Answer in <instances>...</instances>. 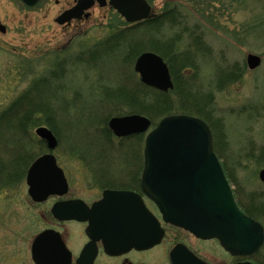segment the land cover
Segmentation results:
<instances>
[{
    "label": "rangeland",
    "instance_id": "1",
    "mask_svg": "<svg viewBox=\"0 0 264 264\" xmlns=\"http://www.w3.org/2000/svg\"><path fill=\"white\" fill-rule=\"evenodd\" d=\"M148 1L155 15L164 13L175 2L187 20V25L184 19L176 27L164 25L161 30L164 38L180 34L185 25L189 33L196 27L200 29L204 45L192 48L195 66L190 72L195 76L191 80H196L202 96H212V102L197 112L206 116L214 134L219 136L217 152L228 177L233 174L234 181H230L238 206L247 215H252L251 210L256 212L261 219L254 218L264 227V184L258 180V172L264 168V0ZM59 11L54 0H41L32 7L21 0H0V22L6 27L5 33L0 32V111L34 79L49 73L57 79L54 84L57 95L48 110H38V118L28 122L27 134L16 131L6 138L10 149L0 151L4 159L0 172L2 175L13 172L9 162L18 147L27 149L32 157L48 152L34 132L45 126L58 139L52 153L70 186L84 189L93 180L87 173L92 167L118 170L140 166L143 143L138 151L139 141L119 144V139L105 138L102 133L106 118L133 114L126 100L118 104L116 90L139 87V76L133 71L139 54L121 61L122 48L114 59L106 58L107 52L98 61L83 59L94 46H103L98 42L111 33L106 18L94 13L82 24L84 31L68 41L71 35L54 20ZM135 36L148 41L159 35L140 24ZM185 43L177 46L183 47ZM248 54L260 57V65L248 68ZM218 70L237 72L233 74L237 78L224 83L225 86L222 84L220 89L216 87L222 79ZM190 89L196 87L187 90ZM137 98L140 100L138 93L130 100ZM51 107L53 118L49 120L47 111ZM129 145L136 151L129 150ZM25 167L22 163L19 176L0 184V264H31L24 249L42 227L35 210H26ZM216 257L223 259L217 246ZM253 259L256 264H264V243Z\"/></svg>",
    "mask_w": 264,
    "mask_h": 264
},
{
    "label": "water",
    "instance_id": "2",
    "mask_svg": "<svg viewBox=\"0 0 264 264\" xmlns=\"http://www.w3.org/2000/svg\"><path fill=\"white\" fill-rule=\"evenodd\" d=\"M38 1L22 0L28 6ZM117 1L112 2L113 6L127 22L141 21L150 15L151 8L146 0ZM89 6L86 0H80L76 6L57 17L55 22L63 24L72 18H80L83 10ZM5 30L0 23V32L5 33ZM246 61L248 68L254 69L259 66L260 57L249 54ZM134 70L147 86L163 92L173 88L166 63L154 53H142L136 59ZM149 126V119L140 115L113 117L108 122L109 129L117 137L143 133ZM35 134L45 141L49 151L57 146L54 134L47 127L36 128ZM143 159L142 191L156 204L164 221L184 227L200 237L216 236L220 245L233 255L250 256L263 245V227L237 206L214 154L211 131L203 120L189 115L163 118L145 138ZM259 178L264 183V169L259 172ZM26 183L29 195L37 202L51 194L62 195L67 190L63 172L51 153L41 155L30 165ZM133 196L126 191H107L93 210L104 208L102 213H112L107 208L108 202L114 198L124 202L125 207L133 201L132 213L148 216L149 212L141 199ZM75 202L57 203L52 213L56 216L62 213L64 219L76 218ZM117 213L128 215L131 211L125 208V211ZM43 235L37 236L32 245L36 263H39L38 251ZM161 235V230H157L148 238H140V241L147 240L153 244L159 241Z\"/></svg>",
    "mask_w": 264,
    "mask_h": 264
},
{
    "label": "flooded vegetation",
    "instance_id": "3",
    "mask_svg": "<svg viewBox=\"0 0 264 264\" xmlns=\"http://www.w3.org/2000/svg\"><path fill=\"white\" fill-rule=\"evenodd\" d=\"M79 1L54 0L55 5L60 7L57 17L76 6ZM113 1L115 0H86L90 6L83 10L80 18L59 24L71 35L69 41L84 31L82 24L89 21L94 13L102 14L106 18L111 33L98 42L104 48L94 46L83 58L85 60H96L98 57L100 58L97 60H100L105 56L103 52H107L106 58L114 59L119 49L124 47L122 41L124 34L135 36L139 32L141 23L126 22L113 6ZM119 54L123 56L121 61L131 57L130 52L125 54V51H122ZM214 153L216 155L215 140ZM217 157L231 184L230 180L234 181L233 174L229 173L228 177L225 164L218 154ZM142 172V165L118 170L92 167L87 173L89 179L93 180L90 181L89 187L86 186L87 188L78 189L70 186L64 172L67 181V191L64 195H49L44 201L35 202L27 192L26 210H35V216L42 226L31 243L25 244L24 253L25 256L27 255V260L31 264H238L245 262L256 264L253 256L258 251L250 256L233 255L220 245L216 236L200 237L184 227L164 221L155 203L142 191ZM258 180L260 181L259 172ZM107 191H126L134 194L133 197L138 196L149 215L146 217L136 215L132 213L135 204L133 201L125 207L124 202L114 198L108 202L107 208L112 213H102L104 208L93 210V206L103 200ZM66 201H77L74 208L76 218L64 219L61 217L62 213L58 216L52 213V207L56 203ZM125 208H128L131 214L117 213L120 210L125 211ZM157 230L162 232L158 242L150 244L147 240L140 241V238H148ZM42 234L44 235L38 251L39 263H36L32 254V245L36 237ZM216 246L221 251L223 259L216 257Z\"/></svg>",
    "mask_w": 264,
    "mask_h": 264
},
{
    "label": "trees",
    "instance_id": "4",
    "mask_svg": "<svg viewBox=\"0 0 264 264\" xmlns=\"http://www.w3.org/2000/svg\"><path fill=\"white\" fill-rule=\"evenodd\" d=\"M177 5L178 4L174 2L171 6H169V8L165 10L164 13H161L156 17H153L150 20H146L141 23V25H145L148 30H152L155 35H159L158 37H152V39H149L147 41L145 38H143L142 40L141 37L124 34L122 38L125 54L130 52L132 59L139 53H141V51L145 48L162 56L164 61L169 66L175 85L174 89L167 93H163L148 88L141 83H138L139 87H135L130 91L121 88L117 89L116 100H118V104H120L123 99L126 100L125 104L129 106V108L132 110V113H138L148 116L152 123H155L157 119H161L164 116L171 114H191L202 118L208 123L212 130L214 138L216 139L217 152V140L219 136H217V134H214V130L212 127L213 125L207 121L208 119L206 118V116L200 113L204 108H207V106L211 104L212 96H210V94L208 96H206L207 94L204 96L201 95V93L197 89L198 83H196V80L194 79L191 80V78H193V76L195 75L190 72L194 69L195 66V57L192 52V48H194V46L196 49L203 47L204 38L200 29H198L197 27L193 29L191 33L188 32L186 26L187 20L186 18H183L182 14H180L181 11L177 7ZM183 19L186 25L183 29L181 28L180 34L171 35L166 38L163 37L161 30L164 25L169 24L176 27L180 25ZM184 39L188 42V44L185 43L186 41ZM182 43H185L186 45L183 47L177 46L178 44L182 46ZM143 46L145 47L142 49ZM99 58L100 57H98L97 59ZM97 59L96 61H98ZM62 72H64V70H62ZM218 73H220L219 79L220 76L222 78L220 81L218 80L216 85V87L219 88L220 86L223 87L222 84H226V82H228L229 80L231 81L232 79L237 78V76H233V74L237 72L231 71L230 73L226 72L225 70H218ZM56 80L57 79L54 77L53 73H49L47 76H42L41 78L34 79L32 81L33 83L17 99L12 101L9 105H7V107L0 111V151L4 149H10V147H8V145L6 144L7 137H9L16 131L18 133L22 131L24 135L27 134L26 129L28 126V122H33L36 120V118H38V115H36L37 113H39L38 110L44 108L48 110L47 106L52 105L54 97H56L57 95V87L54 85ZM175 81H177L178 83H176ZM190 87H196V89L187 90ZM136 93H138L140 100L138 98L136 101L130 100V98L133 95H136ZM125 95H127V98H125ZM174 104H176V107H174ZM52 111V107L49 111H47L49 120L53 118ZM107 119L108 118H106L104 121H106ZM105 123V127H102V133L104 134L105 138L111 139L112 135L107 129ZM130 141H139L138 144L140 145V148L138 149V151H141L143 143L142 135L119 140L118 143L120 144ZM128 148L131 151H136L135 149H133V147H131V145H129ZM120 149H123V147H120ZM34 158L35 156L32 157L27 154V149L18 147V151L14 153L9 162L10 166H12L10 169H13V172H9L7 174L5 173V175H2V173L0 172V179H2L0 181V184H5L7 179L12 180V178L15 179L17 175L19 176L22 173L21 164L25 163L27 167L34 160ZM3 161L4 159L2 158V155L0 153V164ZM141 163L142 156L140 158V166L142 165ZM243 208L244 210H246L245 207ZM249 214H252V217L257 216V218L261 219V217H259V215L253 210L249 211Z\"/></svg>",
    "mask_w": 264,
    "mask_h": 264
}]
</instances>
